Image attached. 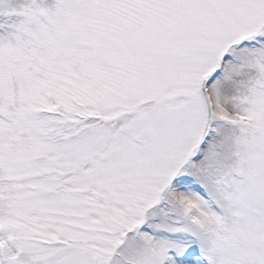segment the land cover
<instances>
[{
    "label": "snow or ice",
    "instance_id": "1",
    "mask_svg": "<svg viewBox=\"0 0 264 264\" xmlns=\"http://www.w3.org/2000/svg\"><path fill=\"white\" fill-rule=\"evenodd\" d=\"M0 264H264V0H0Z\"/></svg>",
    "mask_w": 264,
    "mask_h": 264
}]
</instances>
